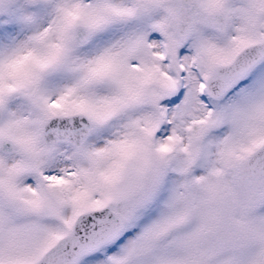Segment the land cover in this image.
I'll use <instances>...</instances> for the list:
<instances>
[{
	"label": "snow or ice",
	"instance_id": "obj_1",
	"mask_svg": "<svg viewBox=\"0 0 264 264\" xmlns=\"http://www.w3.org/2000/svg\"><path fill=\"white\" fill-rule=\"evenodd\" d=\"M0 264H264V0H0Z\"/></svg>",
	"mask_w": 264,
	"mask_h": 264
}]
</instances>
